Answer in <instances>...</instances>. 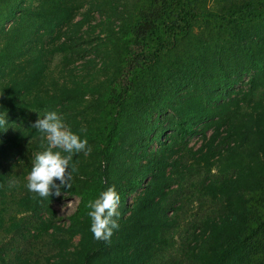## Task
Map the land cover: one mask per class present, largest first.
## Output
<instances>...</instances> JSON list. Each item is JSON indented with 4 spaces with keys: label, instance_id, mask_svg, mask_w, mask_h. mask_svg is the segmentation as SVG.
<instances>
[{
    "label": "trees",
    "instance_id": "obj_1",
    "mask_svg": "<svg viewBox=\"0 0 264 264\" xmlns=\"http://www.w3.org/2000/svg\"><path fill=\"white\" fill-rule=\"evenodd\" d=\"M50 111L92 151L34 198ZM5 113L0 264H264V0H0ZM112 186L97 241L87 205Z\"/></svg>",
    "mask_w": 264,
    "mask_h": 264
},
{
    "label": "clouds",
    "instance_id": "obj_2",
    "mask_svg": "<svg viewBox=\"0 0 264 264\" xmlns=\"http://www.w3.org/2000/svg\"><path fill=\"white\" fill-rule=\"evenodd\" d=\"M7 125V113L0 114V128L6 129ZM32 127L43 134L46 147L34 154L26 187L35 194L34 198L47 199L53 194L59 196L63 187H70L72 173L77 171L76 165L72 163L73 156L79 153L90 155L92 148L88 140L72 132L55 111L47 112ZM119 206L120 195L115 186L89 201L90 230L97 241L110 242L114 230L119 228Z\"/></svg>",
    "mask_w": 264,
    "mask_h": 264
},
{
    "label": "rangeland",
    "instance_id": "obj_3",
    "mask_svg": "<svg viewBox=\"0 0 264 264\" xmlns=\"http://www.w3.org/2000/svg\"><path fill=\"white\" fill-rule=\"evenodd\" d=\"M55 64L57 63L55 62ZM200 144L201 143L198 139H195L192 143L194 146H199ZM79 201L80 200L76 197L62 196L53 204V208L56 211L61 224L68 225V220L76 212Z\"/></svg>",
    "mask_w": 264,
    "mask_h": 264
}]
</instances>
